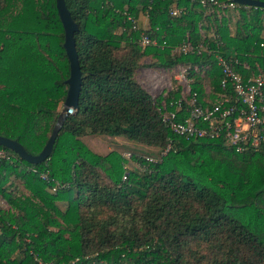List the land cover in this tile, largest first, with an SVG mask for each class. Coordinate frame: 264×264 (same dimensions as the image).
<instances>
[{"label":"trees","instance_id":"1","mask_svg":"<svg viewBox=\"0 0 264 264\" xmlns=\"http://www.w3.org/2000/svg\"><path fill=\"white\" fill-rule=\"evenodd\" d=\"M65 5L78 27V106L38 165L0 146L9 156L0 160V198L8 205L0 207V264H264V145L238 154L221 140L174 135L160 106L178 100L180 88L153 98L136 79L147 59L152 68L180 64L198 102L215 103L224 93L216 54L257 62L264 72V9L222 10L210 0ZM142 33L157 45H142ZM186 42L195 53L176 51ZM63 43L55 0H0V136L33 156L66 97ZM88 135L161 155L134 158L139 168L130 170L123 153L93 151ZM16 239V256L6 257Z\"/></svg>","mask_w":264,"mask_h":264},{"label":"built area","instance_id":"2","mask_svg":"<svg viewBox=\"0 0 264 264\" xmlns=\"http://www.w3.org/2000/svg\"><path fill=\"white\" fill-rule=\"evenodd\" d=\"M210 2L222 10H231L239 6L233 2L218 3L215 0ZM202 3L205 4L204 1ZM177 12L172 10L170 14L176 16ZM140 41L144 46L157 45V41L145 33L141 34ZM261 46L264 47L263 44ZM176 51L189 55L196 50L191 43L186 42ZM215 61L222 74L221 88L224 91L215 103L209 100L204 104L198 102V95L192 90L194 79L190 76L188 67L179 64L164 69L166 74L170 75V79L179 84L180 91L178 100L172 99L169 105L164 101L161 103L162 120L174 135L186 140H221L227 149L238 154L258 152L264 145V72L260 70L257 62L251 67L248 63H241L235 54L231 59L216 54ZM193 70L196 71V66ZM246 72L247 75L244 74ZM168 83L157 94L151 96L165 97L173 92L175 88L172 87V82ZM205 92L208 93L209 89L206 88ZM73 112V109H69L68 114L71 115ZM182 113H185L186 117L180 121L178 117ZM2 159H9L4 150H0V160ZM147 161L155 160L147 158ZM38 263L55 264L42 261Z\"/></svg>","mask_w":264,"mask_h":264},{"label":"water","instance_id":"3","mask_svg":"<svg viewBox=\"0 0 264 264\" xmlns=\"http://www.w3.org/2000/svg\"><path fill=\"white\" fill-rule=\"evenodd\" d=\"M230 1L240 6L264 9V1L261 0ZM55 2L57 13L64 30L63 48L69 61V77L65 81V84L67 86L66 97L63 102L60 114L58 115L56 124L52 130V133L46 145L43 147L41 152L35 156L28 154L23 148V146L19 144L16 140H11L0 136V146H3L13 151L18 157L32 165H38L50 156L58 132L62 127L65 118L69 115V109L75 110L78 106V99L81 91L82 73L80 70L74 41V33L77 31L78 27L76 23L72 20L71 15L68 9L66 8L65 0H55Z\"/></svg>","mask_w":264,"mask_h":264},{"label":"rangeland","instance_id":"4","mask_svg":"<svg viewBox=\"0 0 264 264\" xmlns=\"http://www.w3.org/2000/svg\"><path fill=\"white\" fill-rule=\"evenodd\" d=\"M143 67L138 70L137 77L140 82H144L143 87H145L150 95H155L159 92L162 87H166L171 81L172 87L179 86L178 83L174 84L173 79H170V75L166 74L165 70L160 67L152 68L150 66V61L147 59L143 62ZM157 86V87H156ZM155 87V88H154ZM151 89H155L151 91ZM62 108V105H61ZM60 108V110H61ZM83 141L95 152L105 155L110 151L116 150L124 154V158L127 161V166L130 170L133 168H139L138 162L134 158L138 157H149L154 160L161 155L157 148L147 147L138 143H130L123 138H113L108 136L99 135H88ZM133 156V158L130 157ZM130 158V159H128ZM13 179V178H11ZM0 207L2 209H8L6 202L0 198ZM18 240H14L7 248L4 249L6 257H14L17 254Z\"/></svg>","mask_w":264,"mask_h":264},{"label":"crops","instance_id":"5","mask_svg":"<svg viewBox=\"0 0 264 264\" xmlns=\"http://www.w3.org/2000/svg\"><path fill=\"white\" fill-rule=\"evenodd\" d=\"M136 79H137L138 83L143 87L144 82L143 83L140 82L139 79H138V77H136ZM143 88L149 93L150 90L148 91L145 87H143Z\"/></svg>","mask_w":264,"mask_h":264}]
</instances>
